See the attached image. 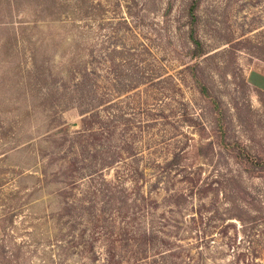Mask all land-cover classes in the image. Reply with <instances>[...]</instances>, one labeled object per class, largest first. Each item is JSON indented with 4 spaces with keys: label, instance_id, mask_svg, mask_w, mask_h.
Instances as JSON below:
<instances>
[{
    "label": "rangeland",
    "instance_id": "1",
    "mask_svg": "<svg viewBox=\"0 0 264 264\" xmlns=\"http://www.w3.org/2000/svg\"><path fill=\"white\" fill-rule=\"evenodd\" d=\"M167 2L0 0V264H106L101 243L94 247L97 257L82 254L85 240L67 232L66 215L51 219L53 212H60L59 197L42 195L29 202L26 195L35 179L29 174L40 177L45 168L56 171L69 145L68 140L60 145L62 138L81 128L84 90H74L75 82H85L93 92V104L104 121L93 128L100 132L106 123L107 128H116L112 136L107 130L100 134L95 141L98 147L128 142L150 149L152 158L164 161L179 149L192 151L194 141L200 156L198 161L191 156V168L198 171L199 182L217 171L237 174L260 202L249 206V212H264V178L246 175L230 160L220 159L217 146L208 147L211 115L183 71L179 53L173 51L174 47L181 50L180 37L186 34L185 0H173L164 16ZM198 13L199 34L213 51L225 47L226 36L245 34L253 36L255 43L264 42V0H201ZM118 22L127 26L120 28ZM259 51L258 57L245 49L230 56L219 54L206 64L209 82L227 109L229 135L244 141L250 150H264V101L247 90L237 115L230 99L235 89L231 75L227 72L224 81L210 68L230 58V66L256 87L251 83L254 74L264 77V48ZM160 74L169 78H156ZM138 80L146 84L120 96L125 117L114 121L111 114L116 109L109 107L108 100L115 97V89ZM144 106L166 116L149 114ZM126 121L130 126L124 133ZM60 128H67V133ZM49 132L53 137L44 141ZM179 170L170 171V192L185 187ZM151 193L159 201V212L164 211L170 203L163 200L168 191L159 186ZM190 203L198 204L197 196ZM263 227L260 221L257 228ZM242 237L239 232L237 240ZM262 239L254 244L258 255L253 258L259 264H264Z\"/></svg>",
    "mask_w": 264,
    "mask_h": 264
},
{
    "label": "trees",
    "instance_id": "2",
    "mask_svg": "<svg viewBox=\"0 0 264 264\" xmlns=\"http://www.w3.org/2000/svg\"><path fill=\"white\" fill-rule=\"evenodd\" d=\"M172 3L173 0H168L164 16ZM200 3L201 0H185L186 34L180 37L181 50L174 47L173 51L179 53L183 71L211 115L208 147L213 150L217 146L219 158L230 160L246 175L264 178V150H250L244 141L229 135L227 109L206 72V64L210 65L219 54L230 56L245 49L255 57L260 56L264 42L256 41L257 44L253 36L241 34L236 38H223L225 47L219 50L209 49L199 34ZM118 24L120 28L127 26L126 22ZM230 65L228 58L216 62L210 69L224 81L227 72L231 75L235 89L230 99L238 115L242 108L239 100L247 90H253L260 101H264V90L250 87L246 78ZM80 71L85 78L86 68ZM160 77L167 76L160 74L156 78ZM144 84L146 80L130 81L115 89V97L108 100L109 107L116 109L111 114L114 121L125 117L120 96L126 97L131 91L135 93ZM78 89L84 90L81 97L85 106H79L81 128L72 131L68 139L62 138L60 145L69 141L62 157L65 161L56 171L48 172L45 168L40 177L29 174L35 179L26 195L29 202L42 195L61 199L60 212H53L50 217L60 219L66 215L63 224H67V232L76 240H85L80 253L97 257L94 247L101 243L106 264H259L253 258L258 255L254 244L263 240L264 227L258 229L257 225L264 222V212L260 209L256 213L249 212V206L260 202L245 188L239 175L217 171L199 182L198 171L191 168V151L186 149H179L168 159L158 161L151 157L150 149L128 142L98 147L95 141L100 134L107 130V135L112 136L116 128H107V123L106 128H99L100 132L93 128L96 122L104 123L93 104V92L85 82H75L74 90ZM144 111L166 116L162 111L155 112L145 106ZM184 113L182 110L181 115ZM129 126L126 121L124 133ZM58 131L66 134L67 128ZM53 134H46L44 141ZM68 152L70 156L67 157ZM178 168V177L185 187L170 192L169 183L173 180L170 171ZM57 183L59 186H54ZM159 186L168 191L163 200L170 202L161 212L158 199L151 193ZM40 190L42 194H34ZM196 196L199 203L188 204ZM205 197H209L207 201ZM239 232L243 237L237 240Z\"/></svg>",
    "mask_w": 264,
    "mask_h": 264
},
{
    "label": "crops",
    "instance_id": "3",
    "mask_svg": "<svg viewBox=\"0 0 264 264\" xmlns=\"http://www.w3.org/2000/svg\"><path fill=\"white\" fill-rule=\"evenodd\" d=\"M251 83H253L256 87L262 89L264 85H261V84H264V77L261 75H258V74L257 75L254 74L253 82H251ZM0 233H1V231H0Z\"/></svg>",
    "mask_w": 264,
    "mask_h": 264
},
{
    "label": "water",
    "instance_id": "4",
    "mask_svg": "<svg viewBox=\"0 0 264 264\" xmlns=\"http://www.w3.org/2000/svg\"><path fill=\"white\" fill-rule=\"evenodd\" d=\"M192 146H193V149L190 152V155L192 156V158L194 159V161H198L199 160V156H200L199 149L196 146V144H195L194 141L192 142Z\"/></svg>",
    "mask_w": 264,
    "mask_h": 264
}]
</instances>
